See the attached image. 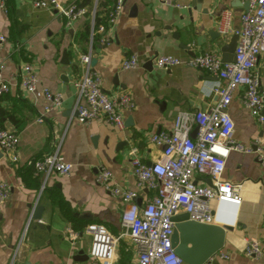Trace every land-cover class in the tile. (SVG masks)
Wrapping results in <instances>:
<instances>
[{
	"label": "crops",
	"instance_id": "0c3cea01",
	"mask_svg": "<svg viewBox=\"0 0 264 264\" xmlns=\"http://www.w3.org/2000/svg\"><path fill=\"white\" fill-rule=\"evenodd\" d=\"M176 1L186 7L156 0H122L121 13L112 27L108 29L105 21L99 25L104 31L92 37V69L100 76L103 90L109 95L126 93L133 101L132 107L122 113V129L105 120L82 123L74 108V81L81 72L78 55L88 50L93 31L84 42L78 39V33L86 23L92 26L93 8L104 13L115 0H92L85 8L87 13L70 25L52 9L34 7L32 0H12L10 14L0 10V35L5 37L0 42V79L9 86L4 95L13 99L3 105L21 107L18 113L26 119L19 130L4 121L3 128L18 135L19 158L11 162L0 149V180L8 185V195L0 201V264L89 261L88 224H103L114 235L124 231L121 213L126 204L95 181L97 167L102 165L111 172L112 185L133 190L136 204L142 207L153 192L136 185L129 149L135 147L139 159L151 163L159 156L160 148L150 142V134L170 130L179 111L207 109L214 103L212 88L219 83L217 78L198 67L158 68L150 58L165 54L186 59L205 52L221 57V46L234 35L218 32L221 12L231 10V27L238 29L242 2ZM209 29H215L219 37L211 41ZM102 35L111 36L112 42L101 44ZM180 43L188 48H181ZM133 53L139 66L122 69L121 62ZM25 64L32 66L40 80L32 93L19 86ZM256 67L264 90V53ZM42 87L61 93L60 106L43 111ZM227 112L234 122L233 143L253 149L252 142L258 139L264 146V123H259L244 106L242 88L234 90ZM57 146L58 157L70 163L72 169L67 175H50L41 188L42 177L34 175L25 162L51 153ZM221 180L239 186L240 203L211 202L216 224L232 228L225 232L220 249L228 258L214 256L211 264H264V244L258 258L243 252L244 237L264 236V166L253 152L231 150ZM194 181L206 184V177L195 175ZM36 206L42 207L37 220L31 217ZM136 256L131 238L123 236L113 264H133Z\"/></svg>",
	"mask_w": 264,
	"mask_h": 264
},
{
	"label": "built area",
	"instance_id": "2783aa9c",
	"mask_svg": "<svg viewBox=\"0 0 264 264\" xmlns=\"http://www.w3.org/2000/svg\"><path fill=\"white\" fill-rule=\"evenodd\" d=\"M161 4L177 8L186 7L176 0H156ZM248 2V9L240 13V26L231 27V10H223L218 20V32L222 35L237 36L233 50V61L223 62L219 54L205 52L186 59L173 55L154 54L150 60L158 68L168 69L182 65L204 69L217 78L219 83L213 86L214 103L207 109L179 111L176 113L170 130H161L150 134V142L160 148L159 156L151 163L139 159L135 147L128 151L129 163L136 185L153 193L140 207L134 201L135 192L111 183V172L104 166L97 167L95 181L122 200L126 207L121 213L123 233L112 234L103 224L90 223L86 232L90 235V260L80 263L64 264H113L116 247L121 237L129 236L136 249L133 264H181L182 260L171 246L173 221L171 218L185 212L188 220L203 224H215L212 200L233 204L240 203L239 186L221 180L226 158L231 150L253 152L256 160L264 166V146L255 139L252 147L233 143L234 122L227 112L232 94L242 88V100L250 115L259 123H264V90L260 87L257 61L264 53V0H240ZM34 7H47L70 25L85 15L86 9L75 2L62 3L58 0H32ZM0 10L6 12L4 0H0ZM91 19H94V11ZM122 10V0H115L106 13L108 29L112 27ZM106 27V28H107ZM104 31L98 26L96 32ZM92 34L88 50L78 55L80 75L74 81L75 111L77 120L87 123L92 120H105L118 129L124 126L123 111L132 107L133 101L126 93L107 94L101 86L100 76L92 69ZM5 37L0 35V42ZM112 42V37L102 35L100 43ZM137 54L133 53L121 62L122 69L137 68ZM3 64L0 63V69ZM39 78L32 66L25 64L19 78V86L26 93H32L39 85ZM8 84L0 79V96L8 93ZM45 105L43 111L60 106V92L41 88ZM18 135L15 131L0 128V149L11 162L18 161ZM59 146V144H58ZM55 151L39 158L26 160L25 165L33 169L34 175L42 177L41 188L52 175H67L72 169L68 162L58 157ZM209 178L211 185L199 184L194 176ZM8 195V185L0 180V201ZM75 236L74 232H71ZM243 252L251 258L262 255L264 236L261 238L244 237ZM228 258L220 250L210 255L201 264H211L214 256Z\"/></svg>",
	"mask_w": 264,
	"mask_h": 264
},
{
	"label": "water",
	"instance_id": "95a60500",
	"mask_svg": "<svg viewBox=\"0 0 264 264\" xmlns=\"http://www.w3.org/2000/svg\"><path fill=\"white\" fill-rule=\"evenodd\" d=\"M240 5L244 10L248 9L247 1H244ZM207 34L211 41L219 37L215 29H209ZM236 38L235 34L232 35L229 42L221 46V60L223 62L233 61ZM197 41H199V38H197ZM180 47L188 48L185 43H180ZM94 61L95 58L92 57L90 64L93 65ZM206 184L211 185L209 178H206ZM41 209V206H36L31 217L36 220L39 219ZM171 220L173 221L170 237L171 246L175 254L186 264H201L210 255L219 251L223 246L225 232L232 229L227 224H203L188 220L185 212L174 215Z\"/></svg>",
	"mask_w": 264,
	"mask_h": 264
},
{
	"label": "trees",
	"instance_id": "16d2710c",
	"mask_svg": "<svg viewBox=\"0 0 264 264\" xmlns=\"http://www.w3.org/2000/svg\"><path fill=\"white\" fill-rule=\"evenodd\" d=\"M4 3L6 7V13L10 14L9 12L11 10L12 0H5ZM75 3L77 4L78 7L88 8L91 5L92 0H76ZM107 10L104 13L101 10L95 11L92 26L90 27L89 23H86L83 26L82 30L78 33L79 40L83 42L86 41L91 29L93 31V35H92L93 39L99 36V34H97L98 32H96V29L98 28L99 25L105 24L106 21L105 15ZM8 100H13V99L9 98V96L7 95L0 96V128L4 127V121H8L9 123H11V125L14 127L15 130H19L23 127L26 119L24 117H21L18 113L17 109L21 107L19 106L17 107L16 104H14V106L10 109L3 105L4 102ZM22 106H24V104H22ZM27 170L32 171L31 168Z\"/></svg>",
	"mask_w": 264,
	"mask_h": 264
},
{
	"label": "rangeland",
	"instance_id": "374dc122",
	"mask_svg": "<svg viewBox=\"0 0 264 264\" xmlns=\"http://www.w3.org/2000/svg\"><path fill=\"white\" fill-rule=\"evenodd\" d=\"M211 206H212V203H211Z\"/></svg>",
	"mask_w": 264,
	"mask_h": 264
}]
</instances>
